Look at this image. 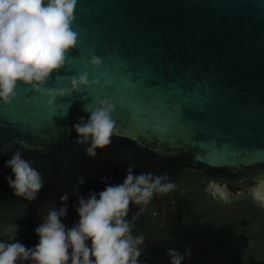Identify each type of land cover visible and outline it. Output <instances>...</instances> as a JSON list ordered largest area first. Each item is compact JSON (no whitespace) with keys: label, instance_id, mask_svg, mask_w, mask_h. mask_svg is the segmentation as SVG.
Instances as JSON below:
<instances>
[{"label":"water","instance_id":"1","mask_svg":"<svg viewBox=\"0 0 264 264\" xmlns=\"http://www.w3.org/2000/svg\"><path fill=\"white\" fill-rule=\"evenodd\" d=\"M72 27L77 47L45 87H67L91 55L102 60L88 69L99 83L51 107L18 84L12 102L0 104V240L34 247L35 229L64 194L62 223L71 228L78 197L119 184L130 165L134 175L167 174L169 182L187 168L219 177L264 167V0H78ZM96 99L114 106L119 134L89 158L73 126L87 122L82 109ZM16 151L42 175L31 202L8 185L6 162ZM159 194L155 226L130 205L133 235L145 237L139 264H170L169 249L182 264H246L245 241L228 227L177 220L166 231Z\"/></svg>","mask_w":264,"mask_h":264},{"label":"clouds","instance_id":"2","mask_svg":"<svg viewBox=\"0 0 264 264\" xmlns=\"http://www.w3.org/2000/svg\"><path fill=\"white\" fill-rule=\"evenodd\" d=\"M78 0H0V104L7 106L15 98L18 84L30 87L46 97L45 107L57 98L71 96L79 89L95 87L98 79H89V71L100 68V57L91 55L87 66L73 75L67 87L46 88L54 73L69 63L68 53L76 49L78 33L73 30ZM83 99V98H82ZM87 122L80 119L73 126L77 145H87L85 154L95 158L97 150L110 145L118 136L112 119L114 106L108 100H94ZM12 176L8 185L13 195L28 202L36 199L44 187L41 173L16 151L6 162ZM127 169L122 183L107 185L99 193L79 196L78 222L71 228L62 223L67 214L68 194L60 197L62 207L46 210L43 223L36 229L38 243L29 248L19 241L0 240V264H139L145 237L133 235V224L127 219L130 205L147 204L156 193H168L174 184L167 174H133ZM14 177V178H12ZM79 185L84 183L83 178ZM79 187L74 188L73 195ZM206 192L222 203L231 202L226 185L208 183ZM254 203L264 207V179L248 189ZM189 253H186V255ZM170 264H182L184 256L169 249Z\"/></svg>","mask_w":264,"mask_h":264},{"label":"flooded vegetation","instance_id":"3","mask_svg":"<svg viewBox=\"0 0 264 264\" xmlns=\"http://www.w3.org/2000/svg\"><path fill=\"white\" fill-rule=\"evenodd\" d=\"M259 179H264V167L235 176L219 177H212L203 169L187 168L179 172L175 181L171 182L174 184L173 190L165 193V230L170 231V226L177 220L184 226L198 222L228 227L245 241L242 254L244 262L264 263V207L254 203L248 195V189ZM211 181L227 186L232 193L230 203L224 204L219 199H213L205 191ZM162 198L161 194L156 193L146 205H139L146 222L151 226H155L160 218L155 201H161Z\"/></svg>","mask_w":264,"mask_h":264}]
</instances>
